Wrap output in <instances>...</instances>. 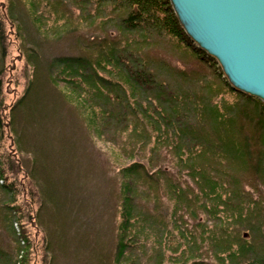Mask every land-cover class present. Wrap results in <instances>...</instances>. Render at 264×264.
I'll use <instances>...</instances> for the list:
<instances>
[{
	"label": "trees",
	"instance_id": "1",
	"mask_svg": "<svg viewBox=\"0 0 264 264\" xmlns=\"http://www.w3.org/2000/svg\"><path fill=\"white\" fill-rule=\"evenodd\" d=\"M17 1L29 5L23 10L30 26L17 19ZM34 1L8 0V11L0 9V228L16 241L14 255H7L0 239V264H32L31 228H37L25 205L33 190L17 178L22 162L1 147L5 128L32 106L33 81L10 107L12 119L5 114L7 26L36 66L38 48L73 31L76 50L49 64V71L58 69L45 79L66 90L63 99L83 117L95 143H111L113 161L120 154L132 159L118 170L123 201L115 264H151L134 262L139 242L163 248L162 254L163 246L171 249L174 264H264V230L257 225L259 213L264 217V103L229 86L216 61L188 39L169 0ZM36 3L50 15H40ZM20 127L14 134L22 142ZM36 172L33 167L26 177L46 204ZM160 190L173 215L184 212L195 221L188 234L182 221L171 222L168 234L180 236L171 247L155 240L154 212L139 204ZM184 204L191 211H183Z\"/></svg>",
	"mask_w": 264,
	"mask_h": 264
},
{
	"label": "rangeland",
	"instance_id": "2",
	"mask_svg": "<svg viewBox=\"0 0 264 264\" xmlns=\"http://www.w3.org/2000/svg\"><path fill=\"white\" fill-rule=\"evenodd\" d=\"M36 4L40 15H50L48 8ZM7 6L8 0H0V9L8 11ZM17 6V19L30 26V20L23 10V6L29 5L17 1ZM106 29L116 34L111 24H107ZM7 31L12 32L5 43L4 61L8 71L3 79L5 101L8 104L5 114L9 113L8 120L12 119L10 107L12 108L25 94L33 81L29 97L32 106L25 107L23 112L13 118V126L10 123V126L5 128L1 146L4 153L15 155L17 163L22 162L18 163V166H22L17 178L20 182H25L31 192L33 190L31 201L25 204L26 208L33 212L37 227L31 228V237L36 249L33 251L35 255L32 264H115L123 201L118 170L120 165L131 163L132 159L126 154L118 153L121 158L113 161L110 157L113 147L111 143H95V138L84 128L83 117L73 105L63 99L66 90L62 89V86L55 87L57 85H52L45 79L49 72L54 74L58 69L56 64L49 71V64L76 50L74 33L65 32L61 38L53 39L38 48L39 52L43 49L42 62L36 66L27 62V53L23 51L22 44L16 39L11 26H7ZM84 35L92 34L86 32ZM2 53L0 52V57ZM20 125L21 131L18 133L22 136V142L15 139L14 134ZM123 141L125 142V139ZM19 148L24 152L21 157L18 156ZM164 156H167L166 164L173 165L170 160L172 156ZM33 167H36L35 175L41 183L42 197L48 200L46 204L41 202L40 191L32 186L31 177H26ZM261 191L264 195L263 188ZM252 192L257 195L254 190ZM163 195L162 190L158 193L150 191L148 196L151 197H140L139 204L143 210L154 212L155 240L169 241L171 247L180 237L176 236L177 233L168 234V230L172 229L171 222L182 221V229L186 233L192 230L195 221L190 215H184V212L173 215V203ZM255 199L260 200L258 196ZM262 200L264 201V196ZM21 202L24 201L19 199V203ZM182 206L183 211H191L187 204ZM260 216L264 218L261 213ZM262 219L257 221V225L264 230ZM200 232L201 230H194L196 236H200ZM248 234L251 236V231L248 230L247 236ZM0 239L6 254L14 255L16 241H10L14 238L7 235L5 229L0 228ZM150 246L152 247V244L144 248L141 242L137 244V249L133 251L135 256H132L135 263L174 264L171 249L163 246L166 253L162 254L163 248L160 250V247L155 245L156 249L152 250Z\"/></svg>",
	"mask_w": 264,
	"mask_h": 264
},
{
	"label": "water",
	"instance_id": "3",
	"mask_svg": "<svg viewBox=\"0 0 264 264\" xmlns=\"http://www.w3.org/2000/svg\"><path fill=\"white\" fill-rule=\"evenodd\" d=\"M188 39L237 93L264 103V0H169Z\"/></svg>",
	"mask_w": 264,
	"mask_h": 264
},
{
	"label": "bare ground",
	"instance_id": "4",
	"mask_svg": "<svg viewBox=\"0 0 264 264\" xmlns=\"http://www.w3.org/2000/svg\"><path fill=\"white\" fill-rule=\"evenodd\" d=\"M170 2V1H169ZM206 54V53H205ZM208 56V55H207Z\"/></svg>",
	"mask_w": 264,
	"mask_h": 264
}]
</instances>
